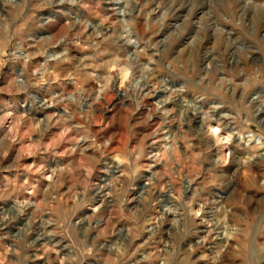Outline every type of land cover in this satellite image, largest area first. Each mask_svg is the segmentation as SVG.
Instances as JSON below:
<instances>
[{"label": "rangeland", "instance_id": "374dc122", "mask_svg": "<svg viewBox=\"0 0 264 264\" xmlns=\"http://www.w3.org/2000/svg\"><path fill=\"white\" fill-rule=\"evenodd\" d=\"M0 264H264V0H0Z\"/></svg>", "mask_w": 264, "mask_h": 264}, {"label": "bare ground", "instance_id": "6f19581e", "mask_svg": "<svg viewBox=\"0 0 264 264\" xmlns=\"http://www.w3.org/2000/svg\"><path fill=\"white\" fill-rule=\"evenodd\" d=\"M132 34H133L132 36L135 37L137 43H139V41H138L139 39H137V34H136V32H135L134 30L132 31ZM134 42H135V41H134ZM133 44L136 45V43H133ZM133 44H132V45H133ZM124 46H125V45H124ZM253 138H254V137H252V139H253ZM254 139H255V138H254ZM257 141H258L259 143H261V139H258ZM243 166H244V165H243ZM223 212H224V211H223ZM227 229H228V228H227ZM234 235H235V234H234ZM228 244H229V243H228Z\"/></svg>", "mask_w": 264, "mask_h": 264}]
</instances>
